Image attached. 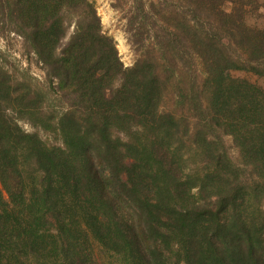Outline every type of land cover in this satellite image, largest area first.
<instances>
[{"label": "trees", "instance_id": "trees-1", "mask_svg": "<svg viewBox=\"0 0 264 264\" xmlns=\"http://www.w3.org/2000/svg\"><path fill=\"white\" fill-rule=\"evenodd\" d=\"M167 1L154 29L135 1L128 66L94 0H0L45 69L0 63V264H264V87L224 73L264 76V26L245 0Z\"/></svg>", "mask_w": 264, "mask_h": 264}, {"label": "rangeland", "instance_id": "rangeland-1", "mask_svg": "<svg viewBox=\"0 0 264 264\" xmlns=\"http://www.w3.org/2000/svg\"><path fill=\"white\" fill-rule=\"evenodd\" d=\"M135 1L136 0H94L102 19L104 31L114 36L120 56L125 65L128 66L133 65L140 54L137 45L132 44L128 27V16ZM146 2V5L151 8L148 13V17L150 18L148 22L150 26H153V29L162 25L163 22H166L169 18H174L172 16L174 15V11L171 8V1L146 0ZM245 2L246 9L248 10L246 17L247 22L250 25L264 26V6L262 5L264 4V0H245ZM228 6H230V4H228ZM153 32L154 31L151 33ZM182 55L183 54L177 55L178 62H176L174 68L175 72L182 77V80L185 81V79L189 77L187 74H189L190 71L201 75V64L199 60L197 59L194 61L193 68H190L189 64L186 63L187 56L184 57V55ZM0 63L18 80H21L25 74L33 76L39 84H42L45 80V69L38 63L34 54L29 55L25 52L23 38L16 32H7L3 35L0 34ZM224 73L227 76L247 78L257 85L264 87V76L257 75L251 71L232 70L224 71ZM174 93L175 88L170 85L165 94V100L170 107L174 105ZM21 123L27 129L38 131L49 144H61L60 136L57 133H50L39 128H33L25 121H21ZM224 140L230 153L234 157H238L239 153L234 145L232 137L226 135L224 136ZM262 208H264V202ZM95 251L99 252L97 247H95Z\"/></svg>", "mask_w": 264, "mask_h": 264}]
</instances>
